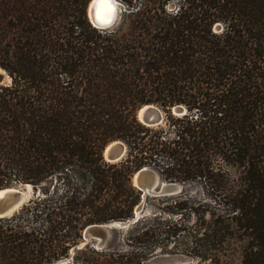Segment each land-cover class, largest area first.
I'll list each match as a JSON object with an SVG mask.
<instances>
[{
    "label": "trees",
    "instance_id": "16d2710c",
    "mask_svg": "<svg viewBox=\"0 0 264 264\" xmlns=\"http://www.w3.org/2000/svg\"><path fill=\"white\" fill-rule=\"evenodd\" d=\"M89 1L0 0V190L33 191L0 218V264H152L182 234L202 263L264 264V0H118L106 30ZM145 105L159 124L136 119ZM114 141L126 152L109 163ZM144 167L222 202L193 230L171 221L178 201L121 246L80 248L88 226L132 218Z\"/></svg>",
    "mask_w": 264,
    "mask_h": 264
},
{
    "label": "water",
    "instance_id": "95a60500",
    "mask_svg": "<svg viewBox=\"0 0 264 264\" xmlns=\"http://www.w3.org/2000/svg\"><path fill=\"white\" fill-rule=\"evenodd\" d=\"M107 1V0H104ZM116 1V0H115ZM95 2V0H90ZM89 2V3H90ZM109 2V0H108ZM111 3L101 11L99 15L100 23H97V30H106L113 27L122 10L120 3L116 1L117 11L112 7ZM87 6V19L90 25L94 28L90 18L88 16ZM96 29V28H95ZM173 115H181L184 110L181 107H174L171 109ZM163 113L153 105L142 106L136 112V119L144 125L153 126L157 125L162 121ZM126 148L120 141H114L106 145L102 151L103 159L106 162L114 163L121 160L125 156ZM133 186L140 192V204L134 209L132 218L122 222H111L107 224L91 225L84 229L82 233V242L80 248L88 243H91V247L97 251L104 250L109 236L113 231H123L129 229L134 225L137 220L144 216L142 210V203L147 196L151 197H163L172 194H176L181 189V186L176 183L163 182L159 174L153 169L144 167L137 171L132 179ZM6 191L0 196V218L11 216L16 212L28 199L32 197L33 191L29 185H18L10 188H5L0 191ZM15 191V192H14ZM69 260H62L53 264H68ZM177 264V263H170Z\"/></svg>",
    "mask_w": 264,
    "mask_h": 264
},
{
    "label": "rangeland",
    "instance_id": "374dc122",
    "mask_svg": "<svg viewBox=\"0 0 264 264\" xmlns=\"http://www.w3.org/2000/svg\"><path fill=\"white\" fill-rule=\"evenodd\" d=\"M118 3L119 1L116 0ZM90 2V1H89ZM89 4V3H88ZM88 6V5H87ZM87 11V8H86ZM10 83L9 77L0 69V84L6 85ZM163 181V180H162ZM165 182V181H163ZM168 183V182H167ZM176 184L181 186V189L178 193L163 196V197H151L147 196L142 203V210L144 216L147 215H156L160 214L161 210L171 208L173 202L178 201H187L186 202V210L175 215H172L171 221L181 223L183 226L187 227L189 230H193L198 225H203V222H206L209 219V212L214 205H219L222 202V199H216L211 197L208 194L207 189L199 182H175ZM18 186V185H15ZM33 195V194H32ZM198 204L207 205L198 208L197 210H192L197 207ZM195 211V212H193ZM166 217L167 215L164 214ZM128 230V229H127ZM127 230L123 231H113L108 238V241L113 237L114 234L117 245L121 244V239H123ZM203 231V230H202ZM201 231V232H202ZM200 236V235H199ZM107 241V243H108ZM189 236H184L182 234L179 238L174 241H170L169 243L163 242L162 245H165L164 252H160V249L156 250V255L152 258V264H210L209 261L200 262L198 257L185 254L183 252H179V250L183 249L185 246H191L189 243ZM106 243V245H107ZM91 244V243H88ZM224 264H237L226 262Z\"/></svg>",
    "mask_w": 264,
    "mask_h": 264
},
{
    "label": "bare ground",
    "instance_id": "6f19581e",
    "mask_svg": "<svg viewBox=\"0 0 264 264\" xmlns=\"http://www.w3.org/2000/svg\"><path fill=\"white\" fill-rule=\"evenodd\" d=\"M108 3H111V5H113L112 7H114L117 11V7H116V1L115 0H108L104 1V0H95V2H90L89 3V8H88V16L90 18V21L92 22L94 28L98 29V25L97 23H100L101 21L99 20V17H101V15H99V13L101 11L104 12V9L108 6ZM6 191H0V196H2ZM15 192V191H14Z\"/></svg>",
    "mask_w": 264,
    "mask_h": 264
}]
</instances>
